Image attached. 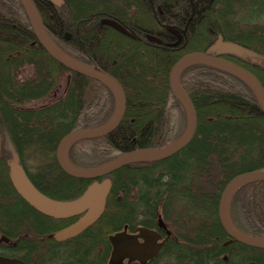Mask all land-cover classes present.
<instances>
[{
  "label": "trees",
  "instance_id": "obj_1",
  "mask_svg": "<svg viewBox=\"0 0 264 264\" xmlns=\"http://www.w3.org/2000/svg\"><path fill=\"white\" fill-rule=\"evenodd\" d=\"M62 1L63 6L57 9L44 0H33L48 34L54 41L65 33L73 34L66 44L69 55L95 63L112 76L126 99L124 116L114 131L68 149V161L77 169L100 167L136 150L162 148L183 134L186 114L169 88L168 74L182 56L208 53L215 41L211 31L264 59V26L240 28L264 20V0H215L211 4L195 0L187 16L179 2L176 11L186 20L190 18L191 32L187 49L180 53L129 39L123 51L121 45L106 43L104 36L113 31L99 25L98 19L111 13L110 7L106 12L107 4L111 6L115 0ZM238 5L242 20L235 16ZM114 47L117 54L112 53ZM225 59L252 73L264 89V67L252 68L244 63L247 59ZM63 74L65 79L59 84ZM179 82L196 112V131L190 144L162 161L130 165L107 176L111 187L101 218L75 243L64 245L59 257L51 253L40 264H53L56 259L60 264H106L110 252L106 236L124 226L145 224L162 202L163 217L168 221L176 223L178 217L189 221L192 229L202 226L205 245L229 239L217 217L219 198L235 176L264 172V115L249 88L206 65L188 66ZM55 92L63 94L39 107H28L50 95L55 97ZM114 104L105 87L67 71L44 52L18 0H0V230L5 235L12 233L9 226L16 227L17 219L21 220L29 207L12 188L9 165L15 159L33 187L48 198L68 201L80 197L90 181L62 172L55 161L56 147L73 131L104 126ZM228 209L236 229L264 239V183L240 188ZM167 210L172 213L169 218ZM140 213L145 215L142 219ZM232 243L238 248L237 264H264V250ZM29 246L28 252L34 255L37 245ZM174 251L176 263L181 264L182 250ZM214 252L223 255L225 249L192 252L191 262L208 264L216 257Z\"/></svg>",
  "mask_w": 264,
  "mask_h": 264
},
{
  "label": "water",
  "instance_id": "obj_2",
  "mask_svg": "<svg viewBox=\"0 0 264 264\" xmlns=\"http://www.w3.org/2000/svg\"><path fill=\"white\" fill-rule=\"evenodd\" d=\"M24 14L29 22L32 33L41 46L44 52L55 60L61 67L65 68L69 72L88 78L95 81L109 90L114 97V111L110 120L102 127L91 130H80L71 132L65 135L58 143L55 158L59 168L68 176L80 179V180H96L116 171L135 164L146 162L162 161L177 154L184 148H186L192 141L197 125L196 112L191 100L188 98L183 88L180 85L179 77L181 72L191 65L201 64L216 69L224 74H227L234 79L244 84L255 96L262 114L264 115V89L259 81L248 70L222 59V55H233L241 59H247L253 53L243 49L241 46L233 43H220V40L216 43V49L222 55H218L213 50L209 53H192L181 57L172 66L168 74V84L171 92L181 103L186 114V127L183 134L173 143L155 149H141L123 154L112 161L93 169L80 170L73 167L67 160L68 149L77 142L94 140L109 135L120 124L126 107L125 95L118 82L107 73L97 69L96 67L84 64L77 59L70 57L61 51L55 43L49 38L46 30L43 26L41 17L38 10L32 0H18ZM49 4L60 7L62 0H44ZM212 2L214 0H207ZM106 24L111 23L104 21ZM120 32L121 30L116 27ZM152 41L160 43L156 38H149ZM264 61V60H263ZM0 156H1V137H0ZM9 177L13 188L18 191V194L27 201L30 206L35 210H42L45 215L52 216L56 213H63L65 217H71L74 215H83L76 223L68 228L58 232L53 236L56 241H64L78 236L87 228L92 226L103 214L105 208V200L111 187L109 179L103 180L101 183H93L89 186L83 195L77 200L71 202H55L45 198L39 194L36 189L29 182L25 172L18 162L14 159L9 165ZM14 180H18L19 186H15ZM264 183V172H247L242 173L232 178L224 187L218 202L217 217L223 231L233 241L247 246L249 248L264 250V239L250 237L240 232L234 227L229 219V203L232 196L240 188L255 184ZM26 186L27 188H23ZM22 188V189H20ZM159 223L161 221L159 220ZM1 241V240H0ZM141 248H133L131 251L138 257L143 251ZM158 248L151 247L146 249V253L141 256L144 260L147 256L152 258L156 255ZM115 256V254H113ZM22 264L20 261L14 260L10 263L0 262V264Z\"/></svg>",
  "mask_w": 264,
  "mask_h": 264
},
{
  "label": "flooded vegetation",
  "instance_id": "obj_3",
  "mask_svg": "<svg viewBox=\"0 0 264 264\" xmlns=\"http://www.w3.org/2000/svg\"><path fill=\"white\" fill-rule=\"evenodd\" d=\"M202 1L211 4L215 0L212 2L207 0ZM179 2L183 4L184 8H182V11L185 16H187V11L190 7L194 6L195 0H176V2L168 0H115L112 2L111 6L110 4H107L108 8L106 12H109L110 7L111 13L104 14L98 19L99 25H104L106 28L113 31L112 33L108 31V34L104 36L103 40H105L106 43L111 41L116 46L121 45L120 49L122 51L127 42L126 40L129 39L133 43L142 42L146 43V45L155 44L158 46H165L166 49L178 53L184 52L191 39V32L188 27L190 18L186 20L184 15H178L179 12L176 11L175 6ZM62 6L63 4L60 7L55 8L60 9ZM175 17L180 18L179 21H176ZM104 21H107L112 25L106 24ZM116 27L119 28L121 32L116 29ZM118 34L121 37H118ZM211 34L214 36L215 41H212L209 45L208 52L213 50L212 52L216 51L215 53L221 56L222 54L219 52L221 49H216V43L218 40H220V43H228L229 41L223 40V36L219 33L214 34V32L211 31ZM67 35L69 36L68 38H66ZM72 35L73 34L68 33L63 35L62 40H66L64 41L65 43L60 39L59 40L67 47L66 44L71 40ZM149 38H156L160 43L152 41ZM164 38L167 39V43L163 42L162 39ZM57 45L61 51L65 50L62 45ZM67 48L69 49V47ZM117 52L118 49L114 47L112 53L117 54ZM72 55L74 56L75 54L72 53ZM222 56L234 58L232 57L233 55L230 54ZM234 60L241 61L244 59L235 56L233 61ZM261 60L262 59H260L258 55L256 56L255 54H252L247 58L246 62H243L252 68H263L264 63H262ZM91 65L98 68L95 63H92ZM102 181L103 178L101 181L97 182ZM93 182V180H90L85 190L92 185ZM14 184L15 186L20 187L18 180H14ZM23 188L27 187L24 186ZM15 193L19 199L22 202H26L29 207L23 218L21 220L17 219L16 227L12 225L9 226L8 230H12L11 234L5 235L0 230V262L10 263V261L17 260L22 264H28L31 262L33 264H40L43 260V255H46V259L51 253H54L55 258L59 257L64 245L75 243L77 237L82 235L83 232L76 237L64 241H56L53 238L55 234L77 222L83 215L65 217L66 215L63 213L59 212L56 214L54 212L52 214L55 215L47 216L42 210L33 209L30 204L18 194V191L15 190ZM48 199L55 202H71L77 198L68 201H57L51 198ZM162 203H157L154 215L150 214V219L148 220L147 218L145 224L139 223L131 225L130 227L124 226L118 231L106 236V241L110 247L106 264H179L176 263L177 256L174 249L182 250L181 264H193L191 262L192 252L201 251L206 248H212V250H215L220 246L221 249H225V253L219 255L221 253H217L218 251L214 252L216 257L208 264H237L238 248L232 243L233 240L230 237L222 242L220 239H217L211 241L210 245H205L203 239L204 236L202 234L204 232L201 229L202 226L196 225L200 226V228L195 227L197 229H192L190 225H188L189 221L184 218L179 219L178 217L176 223L168 221L163 217L162 207L164 203ZM140 215H142L139 216L140 219L145 216L143 213H140ZM159 220L161 223H159ZM182 222L184 224H182ZM32 244L37 245V252L34 255L27 250V247L29 248V245ZM134 247L141 249L143 247L144 249L138 257H136L131 251ZM149 247H151V249L158 248L156 255L152 258L147 256L144 260H138L141 259V256L146 253V249ZM171 249L173 251H170ZM227 252L231 253V258L228 257L229 255ZM113 254H115V256H113ZM198 255L196 257H198ZM232 258H234V260Z\"/></svg>",
  "mask_w": 264,
  "mask_h": 264
},
{
  "label": "rangeland",
  "instance_id": "obj_4",
  "mask_svg": "<svg viewBox=\"0 0 264 264\" xmlns=\"http://www.w3.org/2000/svg\"><path fill=\"white\" fill-rule=\"evenodd\" d=\"M235 16H236V18L237 19H243V12H242V10H241V7H240V5H238L237 6V8H236V11H235ZM255 22L256 21H259V22H256V23H252V22H249L248 23V25L247 26H244L243 24L241 25V27L240 28H242V29H245V30H247L248 28H258V29H260V27H262V26H264V25H262V23H263V21L264 20H254ZM236 24V23H235ZM62 42H64L65 40H62V39H60ZM60 40H57V39H55V42L57 43V44H60V45H62V47L65 49V50H67L68 51V48L66 47V46H64L63 44H62V42L60 41ZM65 43V42H64ZM64 50V51H65ZM66 52V51H65ZM67 53V52H66ZM69 54V53H68ZM72 57H76L75 55L73 56V55H71ZM76 58H78V57H76ZM65 76H64V74L62 75V77L60 78V83L59 84H62V82H63V80L65 79L64 78ZM62 92L61 93H54V95H56L55 97H52L51 95L48 97V98H46V100H42V101H39V102H36V103H32V104H29L28 105V107H39V106H41V105H43L44 103H46V102H48V101H51V100H54V99H57V98H60L61 96H62ZM31 164V163H30ZM30 164H28V165H30ZM31 170V169H30ZM172 215V213H169L168 214V210L165 212V216H167L168 218L170 217ZM182 224H184L183 222H182ZM181 224V225H182ZM43 262H45L47 259H46V255H43ZM53 264H60V261L58 260V259H56V260H54V263Z\"/></svg>",
  "mask_w": 264,
  "mask_h": 264
}]
</instances>
